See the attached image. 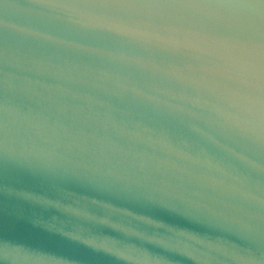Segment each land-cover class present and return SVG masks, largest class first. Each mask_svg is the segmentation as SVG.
<instances>
[{"label": "water", "instance_id": "water-1", "mask_svg": "<svg viewBox=\"0 0 264 264\" xmlns=\"http://www.w3.org/2000/svg\"><path fill=\"white\" fill-rule=\"evenodd\" d=\"M0 264H264V0H0Z\"/></svg>", "mask_w": 264, "mask_h": 264}]
</instances>
